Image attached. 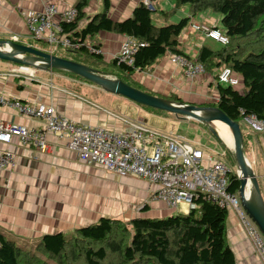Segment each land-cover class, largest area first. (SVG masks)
Returning <instances> with one entry per match:
<instances>
[{
  "label": "crops",
  "instance_id": "obj_1",
  "mask_svg": "<svg viewBox=\"0 0 264 264\" xmlns=\"http://www.w3.org/2000/svg\"><path fill=\"white\" fill-rule=\"evenodd\" d=\"M154 1L160 4L161 10L158 12L167 15L168 11L162 4L164 1L167 4L171 2ZM77 2L78 0H0V39L12 40L13 36H17V42L31 45L32 37L25 12L40 10L47 3L56 4L61 12ZM140 3L142 0H111L109 16L115 20H123L130 17L133 9ZM103 10L104 0L90 1L85 9L87 14L79 23V29L84 28L94 15ZM182 13V19L191 16L189 8ZM198 16L193 17L191 23L217 25L214 14ZM124 36L102 31L88 37L86 42L99 44L105 62L109 63L119 52ZM208 42L209 39L203 33L192 32L191 25L180 36V48L190 57H196L202 45ZM183 43L186 44L184 48ZM18 65L21 64L0 59V94L25 103L40 100L52 105L57 114L79 124L122 132L125 124L112 113L142 118L138 114L139 110L147 109L124 96L107 92L100 86L95 88L80 78H71L73 75L66 72ZM17 71L29 72L28 74L35 76V80H22L7 75ZM132 80L144 90L165 99L177 96L185 103L200 106L210 101L207 100L208 91L215 95L214 100L218 99L214 86L211 87V74L204 73L190 80L183 68L169 60V55L160 58L151 69L136 71ZM78 85L84 86L92 96L76 92ZM135 110L136 114L133 112ZM0 119L28 127H42L41 120L22 115L11 107L0 108ZM245 132V156L258 178L264 198V139L249 129ZM172 134L183 135L180 132ZM48 140L54 147L48 152H41L34 146H23L16 137L10 143L0 141L1 151L10 150L15 155V166L0 170V232L17 244L35 245L46 234L62 232L71 235L75 229L94 224L102 217L130 220L139 215L162 218L177 213L154 199L156 184L135 176L120 177L107 172L100 165L81 161L75 152L67 148L66 138L59 139L49 135ZM143 202L145 208L143 206L137 213L132 211L133 207L141 206ZM227 240L237 264H263L235 212L231 210L228 211Z\"/></svg>",
  "mask_w": 264,
  "mask_h": 264
},
{
  "label": "trees",
  "instance_id": "obj_2",
  "mask_svg": "<svg viewBox=\"0 0 264 264\" xmlns=\"http://www.w3.org/2000/svg\"><path fill=\"white\" fill-rule=\"evenodd\" d=\"M90 1L78 0L74 5L78 10L76 19L60 22L61 35L73 42L86 44H89L86 42L88 37L102 31L131 36L138 42L146 43L136 52L134 65L119 63L117 58L104 62L106 64L101 67L89 65L85 53L97 58L103 55L92 54L84 45L77 49L64 47L76 54V58L55 53L63 47L61 45L56 47L54 55L85 64L102 75L118 78L150 93L134 83L132 75L138 70L151 69L160 58L171 53L189 57L180 48V36L193 17L210 10L222 15L221 30L229 38V43L221 45L205 36L209 42L202 45L193 58L203 64L205 73L212 75L211 87L216 84L214 90L218 96L217 100L200 106L216 107L240 125L242 111L264 119V0H174V9L186 4L191 16L176 24L163 26L155 25L152 19V13L161 10L157 1L153 0V11L140 3L130 17L115 20L109 16L111 0H104V10L79 29ZM92 45L100 48L99 44ZM111 64L118 70L113 69ZM223 67L233 69L240 77V85L232 87L219 82V72ZM54 70L91 82L68 71ZM167 99L185 103L177 96ZM241 129L245 153L246 132L242 126ZM218 131L224 138V133ZM239 188L237 170H232L229 190L239 192ZM227 219V209L200 200L199 206L189 213L177 212L162 218L139 215L130 220L102 217L94 224L75 229L71 235L62 232L46 234L31 246L17 244L0 232V264H237L227 240Z\"/></svg>",
  "mask_w": 264,
  "mask_h": 264
},
{
  "label": "built area",
  "instance_id": "obj_3",
  "mask_svg": "<svg viewBox=\"0 0 264 264\" xmlns=\"http://www.w3.org/2000/svg\"><path fill=\"white\" fill-rule=\"evenodd\" d=\"M153 0H142L151 11L155 10ZM78 10L71 6L59 11L56 4L47 3L40 10L24 13L32 39L50 43L48 52L53 54L58 46L77 49L84 45L92 54L103 55L101 48L92 44L73 42L63 32L60 22H72ZM194 33L215 40L221 45L229 43L223 31L213 25L191 23ZM17 41L18 37L13 36ZM146 43L125 35L119 52L114 56L119 63L134 65V56ZM194 57L181 54H169V60L183 68L188 79L194 80L205 73L203 64ZM24 80H35L34 75L23 72L7 73ZM220 83L232 87L240 85V77L230 67H223L218 76ZM11 107L18 113L42 121L41 128L28 127L0 119V141L10 143L14 137L24 146H34L41 152H48L54 147L48 140L49 135L59 139L66 138L67 148L88 164L102 166L107 172L120 177L135 176L156 184L155 200L161 201L167 208L178 213H189L199 206L200 200L215 203L228 211H234L254 246L256 254L264 264V235L257 224L242 206L239 192L230 191L229 164L220 157L205 153L195 147L183 135L167 133L150 126L143 118L131 114L112 113L125 124L122 132H116L101 126L79 124L56 113L52 105L40 100L22 102L0 94V108ZM241 122L252 132L264 139V119L255 114H244ZM14 153L0 150V170L15 165ZM237 174L238 171H237Z\"/></svg>",
  "mask_w": 264,
  "mask_h": 264
},
{
  "label": "water",
  "instance_id": "obj_4",
  "mask_svg": "<svg viewBox=\"0 0 264 264\" xmlns=\"http://www.w3.org/2000/svg\"><path fill=\"white\" fill-rule=\"evenodd\" d=\"M11 50H8V49ZM0 59L8 62L33 66L40 69H59L79 75L103 88L112 94L124 96L137 104L144 105L161 111H167L178 117L196 119L206 123L220 121L226 124L233 137V151L238 164V176L240 180L239 194L243 208L257 224L264 235V198L253 168L247 169V158L244 153V139L239 122L231 120L222 110L216 107L197 106L189 103L174 102L135 88L126 82L100 74L94 68L39 50L31 45H24L14 40L0 39ZM213 132L217 133L215 129ZM251 179L252 188L257 194L256 201L248 198V184Z\"/></svg>",
  "mask_w": 264,
  "mask_h": 264
},
{
  "label": "rangeland",
  "instance_id": "obj_5",
  "mask_svg": "<svg viewBox=\"0 0 264 264\" xmlns=\"http://www.w3.org/2000/svg\"><path fill=\"white\" fill-rule=\"evenodd\" d=\"M171 4H167L165 1L162 4L164 6V9L168 11L167 15L163 14L162 12H154L152 13V19L153 23L157 26L161 25H169V24H176L182 19V15L185 10L188 9V5L184 4L181 6H178L176 9L175 8V1L174 0H169ZM163 9V8H162ZM214 14L215 18L217 19V26L222 29V15L213 13L212 11L208 10L203 13H199L198 17H203L204 14ZM188 30V28L186 29ZM31 45L39 50L42 51H49L51 49V45L49 42L44 41V40H38V39H32L30 41ZM186 46L185 43L182 44V47L184 48ZM56 51V52H55ZM54 52L60 55L67 56L71 59L76 58L77 55L74 53L68 52L64 47H60ZM76 55V57H75ZM87 59V62L89 65H93L95 67H101L105 65L104 63L106 61L105 57L97 58L95 56H92L91 54L85 53ZM5 61V60H4ZM18 66H23V65H18ZM108 67H110L109 64H107ZM111 67L115 70H118L116 66L111 64ZM29 73V72H28ZM28 73H23L27 75ZM75 78V76L71 77ZM78 78V77H76ZM80 80V79H78ZM82 80V79H81ZM85 83V82H84ZM75 84V83H73ZM90 84L91 86L95 88H100L98 85L95 83H86ZM216 84L214 83V87ZM75 91L81 94H84L85 96L91 97L92 95L87 92L86 88L82 85H78L75 88ZM209 94L207 100L214 101L215 95L211 92L208 91ZM98 102H100L98 100ZM198 106V105H197ZM134 114L137 113V111H133ZM138 114L146 119L147 123L157 129H160L162 131H166L168 133H176L180 132L183 134L195 147L201 148L205 153L209 155H213L214 157H220L223 161H225L229 166L231 167L232 170L238 171V164L235 160V155L233 154V138H232V132L230 128L220 122V121H214L211 123H206L200 120L196 119H187L184 120L175 114H172L167 111H161V110H156L153 108L149 109H141L139 110ZM241 126L244 131H246V126L241 122ZM213 129H215L218 133L213 132ZM222 131L224 133V138L221 137L219 131ZM21 144V143H20ZM24 146V145H23ZM15 166V165H14ZM253 166L256 169V166L253 164ZM13 167V166H12ZM252 168V166H251ZM141 204V206L138 207H133L132 211L137 213V210H141L144 206Z\"/></svg>",
  "mask_w": 264,
  "mask_h": 264
},
{
  "label": "bare ground",
  "instance_id": "obj_6",
  "mask_svg": "<svg viewBox=\"0 0 264 264\" xmlns=\"http://www.w3.org/2000/svg\"><path fill=\"white\" fill-rule=\"evenodd\" d=\"M8 50H11L10 48ZM233 138V137H232ZM250 168V165L249 163L247 162V169L249 170ZM248 188H250L248 190V198L252 201H256L257 199V194L256 192L254 191V189L252 188V184H251V179L249 178V184H248ZM263 234V233H262Z\"/></svg>",
  "mask_w": 264,
  "mask_h": 264
},
{
  "label": "clouds",
  "instance_id": "obj_7",
  "mask_svg": "<svg viewBox=\"0 0 264 264\" xmlns=\"http://www.w3.org/2000/svg\"><path fill=\"white\" fill-rule=\"evenodd\" d=\"M191 25V24H190Z\"/></svg>",
  "mask_w": 264,
  "mask_h": 264
}]
</instances>
